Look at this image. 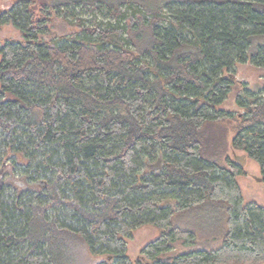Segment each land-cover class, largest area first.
Masks as SVG:
<instances>
[{"label":"trees","instance_id":"16d2710c","mask_svg":"<svg viewBox=\"0 0 264 264\" xmlns=\"http://www.w3.org/2000/svg\"><path fill=\"white\" fill-rule=\"evenodd\" d=\"M52 12L79 30L46 39ZM6 24L22 38L0 40V264H68L77 242L132 264L144 225L161 230L146 264L264 263V207L244 204L227 154L235 121L231 144L264 176V88L219 109L264 37V0H16ZM207 201L227 214L223 244L165 257L195 241L173 214Z\"/></svg>","mask_w":264,"mask_h":264},{"label":"rangeland","instance_id":"374dc122","mask_svg":"<svg viewBox=\"0 0 264 264\" xmlns=\"http://www.w3.org/2000/svg\"><path fill=\"white\" fill-rule=\"evenodd\" d=\"M15 1L0 0V10L10 8ZM35 1L37 6L41 5L42 0ZM107 15V10H98L95 13L81 11V17L86 21H90L94 16L105 20L108 19ZM48 21L49 34L44 36L46 39L71 34L79 30L76 24H71L61 14L52 12ZM7 38L21 39L22 33L12 24H6L0 27V40L3 41ZM263 44L264 37L256 38L253 47L249 51V60L235 64L234 73L238 80L237 84L229 94V97L220 105L219 109L239 113L242 109L238 108L236 98L242 86L246 85L250 91L254 92L264 88V65L260 66L251 61V57L256 53L257 47ZM1 59L0 55V63ZM234 125H236L235 121H230L227 124V127L230 129L227 154L233 161H236V157L239 156H244L245 158L246 163L243 169L246 174L237 176V181L242 189L244 204L256 202L264 207V176L262 175L260 165L256 160L248 156L245 151L237 149L231 144L234 137L232 130ZM237 162L241 166V161L238 160ZM222 205L218 201H207L190 209L175 212L171 218V224L193 231L195 233V241L194 244L188 246L179 241L174 244L175 248L169 253L164 254V256L176 255L190 250H212L219 248L223 244L228 230L227 214ZM160 234L161 230L153 225L141 226L133 232L132 237L127 239L128 255L132 259V264H138L139 261L142 264L147 263V259L140 257L141 250L147 244L156 240ZM102 259V256L91 254L85 243L77 242L75 244L74 258L68 264H97Z\"/></svg>","mask_w":264,"mask_h":264},{"label":"water","instance_id":"95a60500","mask_svg":"<svg viewBox=\"0 0 264 264\" xmlns=\"http://www.w3.org/2000/svg\"><path fill=\"white\" fill-rule=\"evenodd\" d=\"M238 160L241 161V166L243 167V166L245 165V163H246L244 156L236 157V162H237ZM259 180H260V178H259ZM263 264H264V263H263Z\"/></svg>","mask_w":264,"mask_h":264}]
</instances>
